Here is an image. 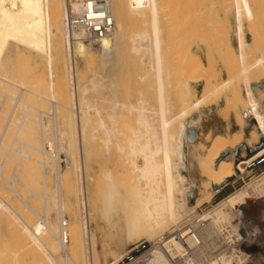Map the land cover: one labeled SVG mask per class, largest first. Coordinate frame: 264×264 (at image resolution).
Wrapping results in <instances>:
<instances>
[{"label":"bare ground","instance_id":"6f19581e","mask_svg":"<svg viewBox=\"0 0 264 264\" xmlns=\"http://www.w3.org/2000/svg\"><path fill=\"white\" fill-rule=\"evenodd\" d=\"M249 1L251 2V0H231L235 45L231 44V37H227L230 32L229 34L225 32L222 37L226 29L223 30L224 26L230 27L225 20V25L221 24L222 27L218 24L220 30H223V34L217 29L218 25H215L217 31L210 34L211 37L205 35V41L207 37L210 39L214 37L215 41L209 40L212 44H205V41H202L204 44H196V50L202 47L207 49L208 55L207 52H204L205 60L203 61L196 53H192L186 58L183 56L185 60L182 63L180 60L182 55L179 53L182 51L185 55V51L188 50L187 44L193 43L192 41L187 43L188 35L192 34L188 31L189 28H194L199 24L196 22L197 19L194 21L195 24L190 22L191 27L187 24V28L189 27L187 33L189 34L186 36V44L182 43L181 45L184 38L178 42L182 35L177 32L181 36H178L179 38L176 36L177 40H175L181 46L174 43L178 47H175L174 50L176 48L183 50L180 52L176 50L177 53L172 52L173 48L171 47L174 44L170 43L171 46L168 48H171L170 51L173 55L174 53L178 54L180 61L175 59L177 55L174 57L169 54L170 57H168H174V59L171 58L172 62L179 61L182 64L171 62L174 67H169L172 65L167 64V69L163 65L165 58L162 57V52L168 51L166 48L169 43L167 42H171L173 37L170 35L172 38H169V34L167 35L169 26H166L165 36L171 40L165 41L164 33L160 27L159 14L164 1L161 3L160 0H0V98L4 101L10 100L11 104L13 102V106L11 105V110L9 109L8 112L9 115L7 114L8 118L6 117V127L10 122L14 124L12 118L14 114L16 115L15 112L19 113L16 110L17 107L23 108L22 113L19 116L16 115L18 117L15 122L16 129L13 134L11 133L13 137L8 142L9 146L7 145L8 148L1 162L0 171L8 158V153H13L17 156V159H14L16 161L24 159L23 161L28 164L35 161L39 165L42 172L41 177L37 175V168L32 169V167V170L26 172L30 177H40L42 183H45L47 178L45 169L53 170L56 192H58L54 196L51 195L54 201L50 200L52 203L50 204L48 199L51 197L46 195L47 187L44 185L43 213H48V210L53 206L56 208L53 213L55 214L53 215L55 216L54 221L50 223L48 218L46 221L42 219L38 211L14 191L13 178L15 175L13 172L10 174L8 182L2 180L0 176V181L6 185L8 192L11 191L13 195L17 196L37 220L28 222L19 215L17 209L15 210L3 198L5 190L0 188V220H7L6 224L14 242L11 241L15 244V247L14 244L11 247L9 240L7 242L4 240L3 244V240L0 241V264H20L21 259L19 258L22 253L27 256L29 264H78L77 258L81 242L79 231L76 225L65 227L63 214L69 205L65 203L60 189L64 175L67 177L69 172H72L79 181L77 184L75 183L78 198L74 203L77 209L83 210L79 224L81 234L83 238L85 237L83 239V242H86L84 249L86 252L88 251L85 258L88 264H93L94 256L91 254L93 242L92 239L90 241L91 236L87 229L90 212L86 209L88 197L86 196L87 187L84 183L85 167L83 162L86 152L82 150V147L88 136L87 131L90 130L89 136L99 133L104 153L110 152L112 139L116 132L117 115L115 114L117 112L115 113V111L118 107H120L119 109L126 108V112L134 116L132 118L135 122L134 128H130V133L124 129V134H130L126 136L127 146L124 144V147L120 146L119 143L115 145L119 153L123 152V156L116 153L120 158L122 157L121 161L124 158L127 159L123 161H126L131 171L126 168L127 166L125 169L128 173H133L130 176L134 175V182H131L132 177L123 172L126 177L119 172V175H123L124 178L120 176L118 181L123 180L122 182L125 183L131 178L130 182L128 181L129 185L134 184L131 187L120 189L112 179L114 171L115 176L117 172L114 170V165L111 167L113 169L110 168L112 171L114 170L112 174L108 169L105 170L102 172L101 195L98 199L99 194H97V201L95 200L98 208L96 209L99 210L102 222L108 225L112 222L111 216L115 210V201L117 198H121L124 208L127 210L124 227L128 236L132 237L139 233L137 237L147 236L151 240L154 235L158 234L160 239L154 243L150 250L148 249L147 257L139 264H246V253L243 250L253 249L250 247L253 244L257 251V258L253 260L254 264H264V260H262L264 259V209L259 212L257 206V209L251 210L252 208L249 209L250 206L246 205L247 200L245 201L246 198L254 196L257 203L264 208V173L239 190L230 193L213 205L210 211L205 210L207 213L195 214V209L200 204L211 202L214 187L222 185L237 172H245V167L248 164L264 154V8H262L264 4L261 0L263 6H258L260 14H263L260 16L257 12L258 9L255 10L257 4L254 7ZM173 3L171 2V4ZM190 3L192 4L191 1ZM180 9L182 11L183 6ZM189 11L190 8L185 12ZM175 12L178 13V11ZM170 19L168 20L171 21L175 18ZM182 21L179 23L183 24ZM244 21L247 22L249 41L245 37ZM166 23L163 22L162 25L165 27L169 24ZM85 24L91 26L90 38L84 36V30L87 28ZM102 24L104 32L98 35L96 30L101 28L97 26H102ZM129 24L132 26L138 24L143 29L138 33L130 34L125 40H127L128 48H126L130 54L144 55V57L148 55L147 60L145 57L143 61H140L144 64L148 63L150 66L151 103L146 104L147 101L144 102L145 100L140 99L137 104L127 106L119 105L118 101L113 104L110 102L112 106L109 105L107 108H110L109 111L104 109V114L99 108V104L96 105L93 101H88L87 98V93L95 94L97 91L99 92V89H104L100 88V85L98 88V85L94 83L96 82L95 77L100 73L95 74L92 69L90 75L84 80L82 77L84 74L77 73L75 70V66L78 64L74 57L78 56L82 61L84 60L83 65L86 70L92 68L93 65L95 67L94 56L98 52L108 51L111 48L113 51L118 49V46L123 43L120 42L124 37L122 33ZM175 24L172 25L171 22L172 30L175 28ZM204 25L206 24L204 23ZM190 30L192 31V29ZM182 32L183 30L179 33ZM216 32L219 33L217 35L220 39L222 37V41L219 40L222 42L220 45L216 44L219 39L218 36H215ZM199 34L201 35V33ZM81 38L87 39L88 43L82 45L78 41ZM200 39L201 37H199ZM164 41L166 47L164 48V44V51H162ZM213 43L217 45L216 49L219 53L217 57L220 58L221 66L216 65L210 54V48H215ZM90 44H94L95 47H91ZM182 46L183 48H181ZM119 48L121 49V47ZM213 51L215 50L213 49ZM183 57H181L182 60ZM95 58L98 57L95 56ZM169 58H167L168 61H171ZM167 59L164 61L168 62ZM97 61L98 59L96 63ZM40 63L44 65L45 73L36 70ZM58 69L60 70L58 71ZM113 78L112 81L109 79L111 85L114 83ZM84 82L92 86H90L91 90H88L85 85L83 86ZM97 82L100 83V81ZM67 83L71 85L69 90ZM103 84L101 85L103 86ZM8 85L14 87V90L8 89ZM198 85L201 86L199 92L196 90ZM38 99L50 100H47L51 103L49 111L35 105ZM58 99H62L61 103ZM102 101L100 100V102ZM2 104L0 110H2V106H6ZM4 104L6 103L4 102ZM59 109L62 116L59 115ZM123 109L121 110L123 111ZM32 110L35 113L29 116L28 112ZM43 114L50 119V131H44L48 119L45 124L42 120ZM58 116L62 118L59 120ZM25 121L28 122L26 126ZM33 124L37 125V134L33 132ZM6 127L1 130L0 143L3 139L2 136L7 132L5 131ZM21 131L27 133L28 137L29 134L35 135L39 140V145L34 143L35 140L33 142L25 141L23 139L25 135L19 138V134L22 135ZM47 134H51L45 144L49 146V149L47 146L44 147L42 141ZM61 138L67 139L65 142L67 149L60 145ZM74 144H76L77 152L74 151ZM13 145L14 147L18 145L21 148H14ZM260 145H262L261 148H258ZM30 151L36 153V156H32ZM112 151L113 154L115 149ZM60 152L63 154V159ZM252 152L253 154L249 155ZM46 157L51 158L52 166L46 162ZM118 160L122 163L119 157ZM61 162L64 168H61ZM13 166L15 169L20 167L17 166V162ZM119 167L123 168V165L119 164ZM193 167H195L197 175L194 173L195 171L193 172ZM127 176H129L128 179ZM195 180L198 181L199 187L197 189L196 186L197 198L193 204L192 201L191 203L189 201L193 200ZM99 186L100 184L98 188ZM248 204L250 205V203ZM52 209L54 210V208ZM250 210L249 215H246ZM238 212H243L244 215L242 214L241 218L236 219L233 215ZM255 224L256 226L252 227ZM172 227L174 229L169 231ZM68 233L69 243L67 244L65 236H68ZM6 243L11 249L6 247ZM222 245L228 250V255L226 250L221 249ZM218 246L219 249L213 251V255L209 252L207 256L202 254L204 248L211 247L210 249L214 250ZM195 254L203 255V258L202 256L197 258V255L194 257ZM119 257H122V254ZM117 259L120 258L117 257ZM115 262L116 260L111 264Z\"/></svg>","mask_w":264,"mask_h":264},{"label":"rangeland","instance_id":"374dc122","mask_svg":"<svg viewBox=\"0 0 264 264\" xmlns=\"http://www.w3.org/2000/svg\"><path fill=\"white\" fill-rule=\"evenodd\" d=\"M164 1V3L162 4V6H161V4H160V6H161V8L163 9H161V12H162V14H161V12H160V14H159V21H160V27L162 28V31H163V33H164V40L166 41V40H168V36H165L166 34V32H164L165 31V28H166V26L168 27L169 26V28H167V29H169V30H167L168 32H167V35L169 34V38H172L173 40V42L171 41V42H167V43H169V46H167V48L166 49H168V51H164L163 49L166 47V43H165V41H164V43H163V45H162V51H164V52H162V57L163 58H165V59H167V58H169L170 57V55L169 54H171V55H173V53L172 52H176L177 53V51L179 50H177V46H181L182 45V43H185L186 44V40H187V38H186V36L190 33V32H192V34H189L188 36V39L189 40H187V43H189V41L191 42H193L192 44H187L188 45V47H187V49H185V50H187V51H185V55H184V52L182 53V51L181 50H183V49H181V50H179L178 52H180L181 51V53H179L180 55H182V56H180V60L182 61V63L184 62V60H185V58L187 57V55H192V53L194 54V53H196L198 56H200V58L204 61L205 60V53L204 52H207V55H208V51H207V49H205V47H202V48H200L199 50H196V44H200V43H203L204 44V42H202V41H205V37L208 35V37L210 36L211 37V35H212V33L214 32L215 33V31H217V29L218 30H220V26L219 25H221V24H224L225 25V20L229 23V25L228 26H230V27H228L227 28V26L225 25H223L224 26V28H223V30H224V34H223V30L221 31V34H223V36L222 37H224V35H225V32L227 33V34H229V32H230V34L229 35H227V37L228 38H230V42H231V44L232 45H235V40H234V26H233V8H232V3H231V0H160V2L162 3ZM190 1L192 2V4L190 3ZM171 2H174L173 4H171ZM183 2V3H182ZM229 2V3H228ZM250 2V1H249ZM255 4H254V3ZM260 2V3H259ZM262 2H263V4H264V1L262 0ZM262 2H261V0H259V1H257L256 0V2H255V0H251V2H250V4H252L254 7L256 6V4H257V7H255V10H257L258 9V6H263L262 5ZM167 3V4H166ZM195 3H198V4H195ZM183 4V5H182ZM189 4H191V5H189ZM196 6H195V5ZM228 4V5H227ZM166 6H168V7H166ZM176 7V8H174V7ZM177 6H180V7H177ZM182 6H183V9H182V11H181V9L180 8H182ZM260 6V7H261ZM186 7V8H185ZM192 7H195V8H192ZM227 7V8H226ZM260 7H259V9L257 10V12L259 13V15L261 16V15H263V14H260ZM173 8V9H172ZM185 8V9H184ZM189 8H190V11L188 12V13H186L188 10H189ZM262 8H264V7H262ZM261 8V9H262ZM175 9V10H174ZM165 10V11H164ZM183 10H184V12H183ZM194 10V11H193ZM254 10V9H253ZM175 11H178V13L177 12H175ZM186 11V12H185ZM164 12V13H163ZM181 12V13H180ZM207 12V13H206ZM177 13V14H176ZM185 13V14H184ZM199 13V14H198ZM202 13V14H201ZM210 13V14H209ZM258 13H256V15H258ZM205 14V15H204ZM173 15V16H172ZM180 15V16H179ZM202 15V16H201ZM206 15H207V17H206ZM258 15V16H259ZM187 16V17H186ZM189 16V17H188ZM193 16V17H192ZM165 17V18H164ZM197 17H199V18H197ZM169 18H171V19H173V18H175L174 20H171V21H169L168 19ZM185 18V19H184ZM189 18V19H188ZM205 18V19H204ZM209 20H208V19ZM181 19V20H180ZM182 19H183V21H182ZM192 19H194L193 21H192ZM198 19V20H197ZM161 20L163 21V22H167L166 24H168V25H165V27H164V25H162V23H161ZM165 20V21H164ZM185 20V21H184ZM188 20H190L189 22H188ZM195 20H197L196 22L198 23L199 22V24H197V25H193L194 26V28H192L191 27V23L192 22H194ZM173 21H176V22H178V23H176V22H173ZM183 22V24L182 23H179V22ZM206 21V22H205ZM208 21V22H207ZM212 21V22H211ZM171 22H172V25H173V23L177 26V28H176V26L174 25V29H175V31H174V29L172 30V26L170 27V25H171ZM186 22V23H185ZM191 22V23H190ZM203 22V23H202ZM222 22H224V23H222ZM204 23L207 25V27H209V26H211V27H213V28H207L206 27V25H204ZM187 24L189 25V27H191V28H189V31H188V28H187ZM191 24V25H190ZM193 24H195V22L193 23ZM209 24H211V25H209ZM219 24V25H218ZM244 32H245V37H246V39H247V41H249L250 40V35H249V31H248V28H247V22L246 21H244ZM136 25V24H135ZM179 25H180V28H179ZM184 25H185V27H186V29H185V27H184ZM215 25H218L217 26V29H215ZM129 26V27H128ZM127 26V31H126V29L124 30V35H123V33H122V36H124L123 38H122V40L120 41V42H123V43H121L122 45L120 46H118V49L116 48L115 49V51H113V49L111 50V49H109L108 51L107 50H105L104 52H98L97 53V55H95L96 57H98V58H95V56H94V63H95V67H96V69H95V67H94V65L92 66V68H88L89 70H86V68L84 67V60L82 61V59L81 58H79L78 56H75L74 58H75V60H76V62H77V64L78 65H76L75 66V70H76V72L77 73H80V74H84L82 77H84V80L90 75V73H91V71L90 70H92V69H94V71L93 72H95V74H97V73H100V74H97L98 76H94L95 77V81L96 82H94V83H96L95 85H98V88H99V85H100V88L101 87H103L104 89L102 90V89H99V92L97 91V93H95V94H93V93H90L89 92V94L87 93V98H88V101H90V102H94L96 105L97 104H99V108L104 112V114H105V110L109 107V105H110V107L112 106V104L114 103V102H119L118 104L119 105H122V104H124V105H129V104H137V101H139V99L140 100H142V101H144V102H146L147 101V103L146 104H150L151 103V99H152V89H151V87L150 86H152L151 84H152V80H151V82H150V79H151V70H150V66H149V64L148 63H145L144 64V62L142 63V61H143V58H145L146 57V60L148 59V55H145V57H144V55H138V56H136L137 54H130V52H129V50L127 49L128 47V44H127V40H125L126 38H127V36H129L130 34L132 35L134 32L135 33H138L139 31H141V30H143L142 29V26H140V25H138L137 24V26H132V25H128ZM202 26H205L206 27V29H205V27L203 28ZM131 27V28H130ZM133 27V28H132ZM184 27V28H183ZM221 27H222V25H221ZM138 30H137V29ZM141 28V29H140ZM145 28V27H144ZM164 28V29H163ZM183 28V29H182ZM177 29V30H176ZM183 30V32L182 33H179L180 31H182ZM190 29H192V31L190 30ZM194 29V30H193ZM205 29V30H204ZM207 29H209V30H207ZM212 29H214V30H212ZM228 29H229V31H228ZM137 30V31H136ZM146 30V29H145ZM172 32H171V31ZM180 30V31H179ZM185 30V31H184ZM197 30H198V32H197ZM200 30V31H199ZM211 30H212V32H211ZM187 31L189 32V33H187ZM203 31V32H202ZM204 31H205V33H204ZM209 33H208V32ZM220 31H218L219 33H220ZM177 32H178V34H181L180 36H181V38H179L180 36L177 34ZM196 32V33H195ZM207 32V33H206ZM218 32H216V34H215V36H218L217 35V33ZM185 33H187V34H185ZM199 33H201V35L199 34ZM204 33V35H202ZM218 33V34H219ZM197 34V35H196ZM207 34V35H206ZM211 34V35H210ZM220 34V35H221ZM170 35H172V37H170ZM185 35V36H184ZM190 35H193V36H190ZM198 35H200V36H198ZM206 35V36H205ZM214 35V34H213ZM231 35V36H230ZM178 37L179 38V40H178V42H181L182 40L181 39H183L184 40V42L182 41L181 42V45L176 41L177 39L175 38V37ZM198 36V37H197ZM204 38H203V37ZM166 37H167V39H166ZM199 37H201V39L199 40ZM207 37V39H206V41H205V44L206 43H209V44H212V40H214V37H213V39L211 38H208ZM222 37H221V39H222ZM191 38V39H190ZM217 38V37H216ZM218 38L219 39H217V41L218 42H216V44H222V42H220L219 40H221L220 39V37L218 36ZM176 39V40H175ZM171 39H169L168 41H170ZM175 40V41H174ZM194 40V41H193ZM212 41V42H210V41ZM82 45L84 44V45H86L87 43H88V41H87V39H85V38H81V39H79L78 40ZM197 41V42H196ZM215 41V40H214ZM222 41V40H221ZM84 42V43H83ZM120 42H119V44H120ZM196 42V43H195ZM220 42V43H219ZM170 43L171 44H177L178 43V45L177 46H175V44H174V46L173 47H171V48H173L171 51H170V49L171 48H168V47H170L171 45H170ZM124 44H126V46H124ZM164 44H165V46H164ZM184 44V45H185ZM214 44V43H213ZM168 45V44H167ZM183 45V46H184ZM190 45V46H189ZM215 45V44H214ZM90 46L91 47H93L94 46V44H90ZM163 46H164V48H163ZM183 46L181 47V48H183ZM210 46H212V45H210ZM95 47V46H94ZM119 47H121V49L119 48ZM127 47V48H126ZM175 47H177L176 48V50H174V48ZM216 47H217V45H215V48L214 47H212V48H210L211 50H210V54H211V56L213 57V59H214V62L216 63V65L217 66H221V62H220V58L219 57H217V54H219L218 52H217V49H216ZM180 48V47H179ZM213 49L215 50V51H213ZM117 50H119V51H117ZM120 50H121V52H120ZM107 51V52H106ZM116 51H117V53H118V55H117V53H116ZM197 51V52H196ZM112 52V53H111ZM119 52H120V54H119ZM128 52V53H127ZM168 52V53H167ZM187 52V53H186ZM198 52H199V54H198ZM100 53V54H99ZM113 53H115L114 54V56H113ZM176 53H174V55L176 56L177 55V57H178V54H176ZM188 53H190V54H188ZM96 54V53H95ZM99 54V55H98ZM110 54H112V55H110ZM164 54V55H163ZM109 57H108V56ZM128 55V56H127ZM132 55H134V56H132ZM173 55V56H174ZM206 55V56H207ZM130 56V57H129ZM166 56V57H165ZM169 56V57H168ZM174 56V57H175ZM185 58H184V57ZM219 56V55H218ZM107 57L109 58L108 60H107ZM123 57V58H122ZM141 57V58H140ZM174 57H171L172 59H174ZM175 58V59H178L179 60V57L178 58ZM181 57H183V60L181 59ZM171 58H169V59H171ZM98 59V61H97V63H96V60ZM115 59H117V60H115ZM133 59V60H132ZM165 59H163V62L165 63H163V65H164V67L167 65V64H170V65H172V66H169V67H174L173 66V64L175 63V62H177V64H178V62L180 61H175V62H172V59H171V61L169 62L168 61V59H167V61L169 62H165L164 60ZM140 60H142V61H140ZM100 61V63L98 64V62ZM103 62V63H102ZM121 62V63H120ZM127 62V63H126ZM171 62L173 63V64H171ZM110 63V64H109ZM117 63V64H116ZM137 63V64H136ZM180 63V62H179ZM182 63H180V64H182ZM96 64H98V65H100V66H98V65H96ZM113 64V65H112ZM177 64H176V66H177ZM103 65V66H102ZM126 65H128V66H126ZM144 65V66H143ZM179 65V64H178ZM149 66V67H148ZM94 67V68H93ZM98 67V68H97ZM100 67V68H99ZM110 67V68H109ZM136 67V68H135ZM108 68V69H107ZM115 68V69H114ZM126 68V69H125ZM165 68H167L168 69V67L166 66ZM114 69V70H113ZM170 69V68H169ZM36 70H41L43 73H45V67H44V65H42L41 63H40V65H38L37 67H36ZM60 69H58V71H59ZM127 70V71H126ZM79 71V72H78ZM106 71V72H105ZM149 71V72H148ZM146 72V73H145ZM106 76H105V75ZM109 74V75H108ZM120 74V75H119ZM125 74V75H124ZM10 75V74H9ZM118 77H117V76ZM143 75V76H142ZM122 76V77H121ZM124 76V77H123ZM102 77V78H101ZM105 77V78H104ZM114 77V78H113ZM145 77V78H144ZM101 78V79H100ZM112 78H113V81H114V83L111 85V82H110V80L112 81ZM135 78V79H134ZM104 79V80H103ZM110 79V80H109ZM144 79V80H143ZM109 82H108V81ZM125 80V81H124ZM94 81V80H93ZM97 81H100V83H98ZM108 82V83H107ZM102 83H104L103 84V86L101 85ZM110 83V84H109ZM121 83V84H120ZM151 83V84H150ZM115 84V85H114ZM117 84V85H116ZM86 86L87 87V89L88 90H91L90 89V84H88V83H86V82H84V84H83V86ZM10 86L11 85H8L7 86V88L8 89H13L14 87H12L11 86V88H10ZM69 86H71L70 84H68L67 83V89L69 90ZM108 88H107V87ZM115 86V87H114ZM117 86V87H116ZM119 86V87H118ZM92 87V86H91ZM200 85H198V86H196V90L199 92V90H200ZM106 88V89H105ZM115 88V89H114ZM150 88V89H149ZM94 89V87L92 88V90ZM114 89V90H113ZM14 90V89H13ZM16 91V90H15ZM18 91V90H17ZM113 91V92H112ZM116 94H115V93ZM101 93V94H100ZM114 94V95H113ZM108 96V97H105V96ZM89 96V97H88ZM94 96H96V97H94ZM111 96V97H110ZM112 96H114V97H112ZM2 97V96H1ZM105 97V98H104ZM94 98V100H92V99ZM2 98H0V103L2 104V105H6V106H2L1 107V109L2 110H0L1 112H0V134H1V130H3L4 129V127H6V120H7V118H8V116H7V114L9 115V111L11 110V105L13 106V102H12V104L11 103H9L10 102V100H8V99H6V101H4L3 99L1 100ZM24 99H27V98H24ZM29 99V98H28ZM100 99L102 102H100V100L98 101V100ZM116 99V100H115ZM150 99V100H149ZM48 100V99H47ZM36 100L37 101V103H35V105L37 104V106L38 107H41V108H43L45 111L48 109V111H49V108H51V103H49L48 101H50V100ZM58 100H60V99H58ZM62 100V99H61ZM61 100L59 101L60 103H61ZM107 100H110V101H107ZM2 101H4L6 104H4V102H2ZM30 101V100H29ZM32 101V100H31ZM112 104H111V103ZM33 103V102H32ZM39 103V104H38ZM102 103H103V105H102ZM105 103V104H104ZM0 104V105H1ZM101 105H102V107H101ZM107 107H106V106ZM43 106V107H42ZM46 106V107H45ZM104 106V107H103ZM120 107H118L117 109H116V111H115V113L117 112V114H115V115H117L116 117V132L114 133V135L115 136H113V141H112V146H110L111 148H110V152H106L107 154H105L104 153V151L102 150V148L101 147H103L101 144H100V140H99V137H100V135H99V133H95V134H92V136H89L90 134H89V132H90V130H88L87 131V135L89 136V137H91V138H89L87 135V137H86V139H85V143L83 144V151L84 152H86L85 154H86V156L84 157V179H85V185H86V189H87V197H88V200H87V205H86V209L90 212V216L88 217V224H87V229H88V231H89V236H91V238H90V241H91V239H92V242H93V247H92V250H91V254L94 256L93 257V259H94V262H93V264H111L113 261H115L116 260V262L114 263V264H139V263H142L144 260H145V258L147 257V255L146 254H148L147 252L152 248V246L154 245V243L156 242V241H158L159 239H160V237L158 236V234H156V235H154L152 238L153 239H148L147 238V236H141V237H137L138 236V234L139 233H136V234H134L132 237H130V236H128L127 235V232L125 231L126 229H125V227H124V225H125V222H126V218H127V210L124 208V202H123V200L121 199V198H117L116 199V201H115V210L113 211V214H112V216H111V219H112V222L110 223V224H108V225H105L103 222H102V219H101V217H100V213H99V210H97L98 208L96 207V201H97V194H99L98 195V199L100 198V195H101V186H102V172H104L105 170H109V172H111V174L113 173V171L114 170H116L117 172H116V176H119L118 178L115 176V171H114V173L112 174V175H114L113 177H112V175H111V177H112V179L115 181V183L118 185V188H120V189H122L123 187H131V186H133V184L131 183V186L129 185L130 183V179L126 182L125 181V183H123L122 181L123 180H121V179H123L124 178V174L123 173H127L129 176L130 175H132L133 173L131 172V174L130 173H128V171H127V169L129 170V168H128V165L126 164V161H123L124 159L125 160H127L126 158H124V159H122V161H121V158H120V156L118 155V154H122V156H123V152H118V150H116V146L115 145H118V143H119V145L120 146H123V144H124V146L126 145L127 146V144L125 143L126 142V136L127 135H130V134H128V133H130V130L132 129V128H134V120H133V118H132V114H130V113H127L126 112V108L125 109H123V107H121V109H123V111L121 110V109H119ZM10 109V110H9ZM21 109V110H20ZM42 109V110H43ZM105 109V110H104ZM19 113H17V112H15L16 113V115L17 116H19L21 113H22V111H23V108H20L19 106L17 107V109H16ZM108 111L110 110V108L109 109H107ZM106 110V111H107ZM120 110V111H119ZM125 110V111H124ZM31 112V113H30ZM29 113V116H32L33 115V113H35V111H29L28 112ZM119 113V114H118ZM123 113V114H122ZM31 114V115H30ZM126 114V115H125ZM130 114V115H129ZM15 114L13 115V118H12V120L14 119V121H13V123L14 124H12V122H10L8 125H7V130H5V131H7V132H5L4 133V135L2 136V140H1V143H0V165H1V162H2V160H3V158H4V154L6 153V149L8 148V146H9V144H8V142H10L11 141V139H12V134L15 132L14 130L16 129L15 127H16V124H15V122H17V120H18V117L16 116ZM59 115H61L60 114V109H59ZM125 115V116H124ZM62 116V115H61ZM119 116V117H118ZM123 116V117H122ZM7 117V118H6ZM16 117V118H15ZM59 117V120H60V118H62V117H60V116H58ZM126 117V118H125ZM134 117V116H133ZM49 117L48 116H46L45 114H43L42 115V120L44 121V123L46 124V121H47V119H48ZM122 118V119H121ZM123 118H124V120H123ZM128 118V119H127ZM17 119V120H16ZM119 121H118V120ZM5 122V123H4ZM28 122L27 121H25V126H26V124H27ZM50 119H48V122H47V126L45 127V129H44V131H50L51 130V126H49L50 124ZM129 124V125H128ZM123 125V126H122ZM132 125V126H131ZM9 126V127H8ZM24 126V125H23ZM24 126V127H25ZM34 128H33V132H35V134H37L38 133V128H37V125H35V124H33L32 125ZM127 126V127H126ZM48 127V128H47ZM3 128V129H2ZM10 128V129H9ZM131 128V129H130ZM118 129H119V131H118ZM124 129H127V130H125L126 132H128L127 134L125 133L124 134ZM129 129V130H128ZM10 130V131H9ZM14 131V132H13ZM118 131V132H117ZM12 133V134H11ZM20 133H22V135L21 134H19V138H22V136L23 135H25L24 137H23V139L26 141H28V140H30V141H32L33 142V140H35L34 141V143H37V145H39V140H37L38 138L35 136V135H30L29 134V137H28V134L27 133H25V132H23V131H21ZM121 133V135H119ZM27 135V136H26ZM50 135V136H49ZM47 134L46 136H44V138L45 139H43L42 141H43V143H44V145L46 144V140L48 139V138H50L51 137V134ZM52 136H53V134H52ZM27 137V138H26ZM5 138V139H4ZM116 138H117V140H116ZM64 141H63V140ZM124 139V140H123ZM9 140V141H8ZM92 140V141H91ZM96 140V141H95ZM67 141V139L66 138H61L60 139V145L61 146H64L65 147V142ZM6 142V143H5ZM116 142V143H115ZM121 142V143H120ZM14 144H16V143H14ZM63 144V145H62ZM114 144V145H113ZM8 145V146H7ZM93 145V146H92ZM47 145H45L44 147H46ZM114 146V147H113ZM123 146V147H124ZM261 146L262 145H260L258 148H261ZM13 147H14V145H13ZM100 147V148H99ZM113 147V148H112ZM14 148H21V147H19L18 145H16V147H14ZM47 148L49 149V146H47ZM74 151L75 152H77V147H76V144H74ZM90 148H91V150H90ZM65 149H67V147H65ZM96 149V150H95ZM114 149H115V154L113 153H111V151L113 150L114 151ZM93 150V151H92ZM92 151V152H91ZM112 151V152H113ZM31 152V155L32 156H36L35 154L36 153H33L32 151H30ZM253 152H255V151H253ZM253 152L252 153H250L249 155H251V154H253ZM61 154H60V156L62 157V159H63V154H62V152H60ZM102 153V154H101ZM108 153H110V154H108ZM116 153H118V154H116ZM125 153V152H124ZM9 155L7 156L8 158L6 159V161H5V163H4V165L2 166V169H1V174H0V176H1V179L2 180H4V181H6V182H8V178H9V176H10V174L13 172L14 173V175H15V178H17V179H15V178H13V189H14V191L17 193V195L20 197V198H22V199H24L30 206H32V208L33 209H35L36 211H38V213L40 214V217L42 218V219H44L45 221H46V219L50 222V223H53V221H54V219L53 218H55V216H53V215H55V214H53L54 213V211L56 210V208L53 206H51L52 208H54V210L51 208L50 210H48V213H45L47 216L45 217V214L43 213V205H42V201L44 200V196H42V195H44V193H43V188H44V185H46V187H47V189H46V195L50 198L51 197V195H56L58 192H56V187H55V178H54V172H53V170H49V169H45V176L47 177L46 178V180L44 181L45 183H42V180H41V175H42V172H41V168L39 167V165H37L36 163H35V161H32V162H30L29 164L27 163V162H25V161H23L24 159H19V160H14V159H17V156L16 155H13V153H8ZM94 154V155H93ZM112 155V156H111ZM113 155H115V156H113ZM13 156V157H12ZM38 156V155H37ZM117 156V157H116ZM11 157V158H10ZM118 157H119V159H120V161L122 162V163H120L119 162V160H118ZM126 157V156H125ZM115 160V161H114ZM109 161V162H108ZM7 162V163H6ZM16 162H17V166H20V167H17V169H15L14 168V166L13 165H15L16 164ZM46 162L49 164V165H51L52 166V161H51V158L50 157H46ZM102 162V163H101ZM115 162V163H114ZM22 163V164H21ZM126 165H125V164ZM26 164H28V165H26ZM106 164V165H105ZM119 164L120 165H123V168H121V167H119ZM60 165H61V168L63 167V163L61 162L60 163ZM102 165V166H101ZM105 165V166H104ZM113 165H114V170L112 171L111 169H113V168H111V167H113ZM118 166V167H117ZM127 166V167H126ZM27 167V169H25ZM33 167V168H32ZM107 167V168H106ZM125 167L127 168V169H125ZM18 168H20V169H18ZM22 168V169H21ZM34 169V168H37L38 170H37V175L38 176H40V177H35V178H33L32 176L30 177V176H28V172L30 171V170H32V169ZM64 168V167H63ZM106 168V169H105ZM111 168V169H110ZM121 170H120V169ZM29 169V170H28ZM119 170V171H118ZM25 171V172H24ZM26 171H28V172H26ZM127 171V172H126ZM129 171H131V170H129ZM195 171V172H194ZM245 172H243V173H239V172H237V174L236 175H234V176H232V177H230L229 179H227L226 180V182H224L222 185H220V186H217V187H214L212 190H213V195H212V200H211V202L209 203V204H207V203H202V204H200L199 205V207H197L195 210V214L196 215H199V214H203V212L204 213H207L208 211H210V209L213 207V205H215L216 203H218L219 201H221L222 199H224L226 196H228L230 193H233V192H235V191H237V190H239L240 188H242V187H244L245 185H247V183L248 182H250L251 180H253V179H255V178H258L261 174H263L264 173V154L263 155H261V156H259L258 158H256V159H254L250 164H248L246 167H245V170H244ZM4 172V173H3ZM119 172H123L122 174L124 175H119ZM193 172L197 175V171H196V169H195V167H193ZM120 173V174H121ZM118 174V175H117ZM126 174V175H127ZM95 175V176H94ZM4 176V177H3ZM74 176V177H73ZM120 176H123V178L121 177V181H118V179L120 178ZM129 176H127V179L129 178ZM20 178V180H19V178ZM116 177V178H115ZM126 177V176H125ZM130 177H132V180H131V182L133 181V179H134V175L133 176H130ZM101 178V179H100ZM32 179V180H31ZM78 178L74 175V174H72V172H69L68 173V175H67V177L64 175V177H63V182H62V184H61V193H62V195H63V198H64V201H65V203L67 204V205H69V207H71V208H67V209H65V211H64V214H63V218H64V223L66 224L65 225V227L66 228H68L70 225L71 226H75L76 225V227H77V229H78V231H79V236H80V248H79V255H78V258H77V263L78 264H88V261H87V259L85 258V255H86V253H88V251L86 252V250L84 249V247H85V243L86 242H83V239H85V237L83 238V235L81 234V227H80V221H81V217L80 216H82L83 215V210L82 209H77V207H75L76 205H75V200H76V198H78V196H77V191H76V184H77V180ZM124 180H126V179H124ZM95 181V182H94ZM98 181H101V182H98ZM23 182H24V184H23ZM31 182V183H30ZM79 182V181H78ZM97 182V183H96ZM134 182V181H133ZM35 183V184H34ZM76 183V184H75ZM96 183V184H95ZM15 184V185H14ZM100 184V186H99V188H98V185ZM25 185V186H24ZM27 185V186H26ZM29 185H30V188H29ZM63 185V186H62ZM97 185V186H96ZM75 186V187H74ZM196 186H197V189H198V187H199V183H198V181H196L195 180V184L193 185V200H191L192 201V203L194 204V201H195V199L197 198V189H196ZM241 186V187H240ZM27 187V188H26ZM45 187V188H46ZM0 188H2V190H5L4 191V194H5V196L3 197L8 203H10V205L12 206V207H14L15 208V210L18 212V214L19 215H21L26 221H28V222H30V221H32V220H36V218L32 215V213H31V211H29V209H27V207L25 206L24 207V204L20 201V199L17 197V196H15V195H13L12 193H11V191H9L8 192V189H7V187H6V185H4L1 181H0ZM50 188V189H49ZM97 189H98V191H97ZM32 191V192H31ZM99 192V193H98ZM10 193V194H9ZM32 193H33V195H32ZM68 193V194H67ZM9 194V195H8ZM7 195V196H6ZM24 196V197H23ZM53 196L50 198V199H48V202L50 203V204H52L51 202L52 201H54L53 200ZM6 197V198H5ZM15 197V198H14ZM12 198V199H11ZM42 198H43V200H42ZM255 197L254 196H251V197H248V198H246L245 199V201L247 200V206L249 207V209H251V210H254V209H257L258 208V210H259V212H262L263 211V209L264 208H262L261 207V205H259L258 203H257V200L255 199ZM50 200H51V202H50ZM96 200V201H95ZM15 201V202H14ZM249 201V202H248ZM254 201V202H253ZM94 203V204H93ZM248 203H250V205L248 204ZM72 204V205H71ZM254 204V205H253ZM71 205V206H70ZM258 206V207H257ZM75 207V208H74ZM257 207V208H256ZM81 208V207H80ZM97 208V209H96ZM75 209V210H74ZM92 210V211H91ZM207 212H206V211ZM251 210L246 214V215H249V213L251 212ZM71 211V212H70ZM41 212V213H40ZM45 212V211H44ZM264 212V211H263ZM28 214V215H27ZM82 214V215H81ZM243 214V212H238L237 214L235 213L233 216H234V218H236V219H238V218H241L242 215ZM43 215H44V217H43ZM244 215V214H243ZM101 220H100V219ZM37 221V220H36ZM73 222V223H72ZM7 220L6 219H2V220H0V241H2V244H3V242H4V240L7 242L8 240L10 241L9 242V246H13V242H14V240H12L11 238H13L12 237V234L11 233H9L10 232V230L8 229V226H7ZM6 224V225H5ZM5 226V227H4ZM253 226H256V224L255 225H252V227ZM7 227V228H6ZM119 229V230H118ZM174 229V227H172L169 231H171V230H173ZM121 230V231H120ZM126 234V235H125ZM128 237V238H127ZM137 238V239H136ZM13 242H12V241ZM65 240H66V243L68 244L69 243V233H68V236H65ZM258 240H260V238H258ZM257 240V243L259 242ZM125 242V243H124ZM0 244H1V242H0ZM5 245V244H4ZM220 245V244H219ZM9 246H7V243H6V247H8V248H10ZM11 246V247H12ZM14 247H15V244H14ZM250 247H252L253 249H249L248 248V251L250 252H252V254H253V260H255L256 258H257V251H256V249H255V246H254V244L253 245H251ZM82 248V249H81ZM209 248V249H208ZM211 247H206V249L204 248V250L202 251V254H204V256H207L209 253H211L212 255H213V251H215V250H217V249H219V246L217 247V248H215L214 250L213 249H210ZM11 249V248H10ZM85 251H84V250ZM122 249V250H121ZM149 249V250H148ZM221 249L222 250H226V254L228 255V250L225 248V246L224 245H222V247H221ZM208 250H211V251H208ZM248 251L246 250V251H244L243 250V252L244 253H248ZM17 252H18V250H17ZM20 252V251H19ZM83 252V253H82ZM125 252V253H124ZM209 252V253H208ZM21 253H22V251H21ZM20 253V254H21ZM82 253V254H81ZM89 253H90V251H89ZM111 254V255H110ZM120 254H122V257H119V255ZM197 255V258L198 257H200L201 258V256H202V258H203V255H199V254H195L194 255V257ZM26 255H24L23 253L21 254V258H19V259H21L20 261H21V263L20 264H29L28 262V258H27V256L25 257ZM82 257V258H81ZM117 257L118 258H120V259H117ZM199 258V259H200ZM18 261V260H17ZM83 261V262H82ZM255 262H253V264H254Z\"/></svg>","mask_w":264,"mask_h":264},{"label":"built area","instance_id":"2783aa9c","mask_svg":"<svg viewBox=\"0 0 264 264\" xmlns=\"http://www.w3.org/2000/svg\"><path fill=\"white\" fill-rule=\"evenodd\" d=\"M86 25V30H84V36L85 37H87V38H90V36H91V26H90V24H85ZM108 25H109V23H108ZM98 28H101V29H97L96 30V32H97V34L98 35H101L103 32H104V27H103V24H102V26H97ZM90 29V30H89ZM246 264H253V254H252V252L250 251H248V253L246 254ZM262 260H264V259H262Z\"/></svg>","mask_w":264,"mask_h":264},{"label":"water","instance_id":"95a60500","mask_svg":"<svg viewBox=\"0 0 264 264\" xmlns=\"http://www.w3.org/2000/svg\"><path fill=\"white\" fill-rule=\"evenodd\" d=\"M189 203H191V199H190Z\"/></svg>","mask_w":264,"mask_h":264}]
</instances>
